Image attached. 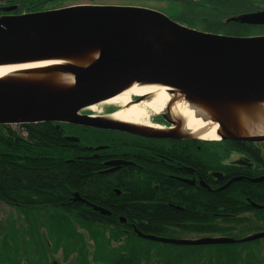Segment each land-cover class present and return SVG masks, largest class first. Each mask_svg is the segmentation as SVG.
<instances>
[{"label":"trees","instance_id":"1","mask_svg":"<svg viewBox=\"0 0 264 264\" xmlns=\"http://www.w3.org/2000/svg\"><path fill=\"white\" fill-rule=\"evenodd\" d=\"M48 1L0 0V14L46 10ZM241 3L243 1L239 3L240 10L245 9ZM187 8L188 6L185 7ZM185 9L175 14L176 21L201 30L196 28L193 19L185 15ZM263 10L240 13L236 18L215 15L201 31L241 37L255 36L256 33L263 35L264 26H252L255 24L244 21V16ZM192 15L195 13L192 12ZM20 126L23 128L22 132H15L7 124H0V198L15 205L16 209L26 215L19 218L25 224L18 225L22 229L27 225L29 230H18L16 219L5 224L0 221V264H41V248L40 251H35L33 247L31 251L28 249L31 247L30 240H27L30 232L36 230L39 233L43 226L37 222L39 216L32 215L27 210L36 209L35 204H16L20 202L16 200L24 199L28 191L43 197L47 196L45 192L59 193V208L62 214H58V218L54 217L53 222L48 218L47 227L57 225L59 219V223L63 225L60 233L68 239L76 235L74 223L90 230L92 234H96L99 228L110 230L113 234L114 239L106 240L102 233L106 248L104 247L102 254L94 255L93 258L87 249L84 235L77 246L70 240L71 247H65L66 256L69 257L78 251L80 255L77 259L75 257V264H78V261L81 264H264V237L233 244L178 245L145 239L135 232L136 227L146 234L159 236H173L180 231L229 233L228 229L221 227L217 222H245L250 218L240 217L249 213L260 221L258 229L264 231V210L251 204L264 203V181L240 179L215 191L204 186L181 183L171 176L179 173L176 167L171 166L175 162L168 160L163 154L164 151L155 150L151 146L174 148V154H169V158L179 162L183 159V151H187L186 147L182 146L181 152L180 149L177 152L179 143L175 142V139L135 135L144 140L142 148L149 152L138 158L143 166L142 170H138L143 178L141 183L135 169L117 175L102 172L99 168L102 159L96 153L102 152L104 148L89 147L90 144H99L102 138V132L99 130L68 122H36ZM120 131L123 135L116 133V138L121 145L135 143L128 137V132L124 134L123 130ZM69 137H78L79 141ZM203 143H206L202 151L205 152L207 160L196 164L194 154L200 152L198 145L202 143L191 139L192 163L197 174L204 176L214 188L221 187L234 174L233 172L226 175L224 181L217 183L213 179V172L222 170L223 166L220 157H216L220 156V153L226 155L231 150L251 154L250 150L254 147L250 142L240 140ZM153 149L160 153L154 152ZM255 153L256 159H259V153ZM163 161L169 162L170 165ZM197 174H192V177H198ZM114 177L116 179L112 180ZM137 177L138 179H134ZM124 178L134 179L133 185L124 183ZM75 192L89 202L109 208L112 214H103L92 205L75 200ZM105 199L107 201H104ZM37 213L40 214L39 209ZM121 217H126L127 222L121 221ZM118 227L125 230L122 233L127 237V241L111 247L110 240L115 241L118 238V233L112 228ZM96 237L98 236L94 237L97 240Z\"/></svg>","mask_w":264,"mask_h":264},{"label":"water","instance_id":"2","mask_svg":"<svg viewBox=\"0 0 264 264\" xmlns=\"http://www.w3.org/2000/svg\"><path fill=\"white\" fill-rule=\"evenodd\" d=\"M128 18L161 23L179 42L153 45L127 25ZM244 21L264 24V10L244 16ZM72 39L90 42L100 50L99 58L76 76L78 90L59 101H43L0 88V124L68 122L127 130L99 121L82 111L103 101L128 77L217 95L264 94V34L241 37L201 31L160 10L129 4H80L21 14H0V61ZM69 139L79 141L78 137ZM222 139L264 142V136L238 137L230 133ZM216 175L223 176L221 173ZM238 179L241 177L232 178L225 186ZM252 181H264V177ZM74 195L87 202L78 192ZM252 205L262 207L255 202ZM93 206L103 214H111L102 207ZM135 232L145 239L178 245L233 244L264 237V231L239 239L228 236L173 238L146 234L138 228ZM51 264L60 263L55 260Z\"/></svg>","mask_w":264,"mask_h":264},{"label":"bare ground","instance_id":"3","mask_svg":"<svg viewBox=\"0 0 264 264\" xmlns=\"http://www.w3.org/2000/svg\"><path fill=\"white\" fill-rule=\"evenodd\" d=\"M126 23L153 45L179 42L154 20L128 18ZM99 56L97 46L80 39L12 55L0 61V88L38 100L59 101L78 90L76 76ZM107 107L115 109L101 114ZM85 110L99 121L134 134H174L206 141H220L229 133L264 136V94L225 96L128 77L107 98Z\"/></svg>","mask_w":264,"mask_h":264},{"label":"flooded vegetation","instance_id":"4","mask_svg":"<svg viewBox=\"0 0 264 264\" xmlns=\"http://www.w3.org/2000/svg\"><path fill=\"white\" fill-rule=\"evenodd\" d=\"M63 0H49L47 2L46 5H52V4H57L58 2H61ZM155 2L158 3H169L171 7L174 8H184L185 5L191 4V3H199L200 7L202 9H206L207 13H210V15H224V18H236L239 16L240 13H244V12H251L254 11L256 9H264L261 8L262 6H260V2H263V0H154ZM243 1V3H241L242 6L246 7L245 9H241L240 10V5L239 3ZM128 4V3H126ZM45 5V6H46ZM129 5H142L147 7L146 5L143 4H131L129 3ZM222 10V11H221ZM175 19V18H173ZM205 19H207V16H205ZM176 20V19H175ZM252 26H257V27H262L264 26V24H255ZM264 33V32H263ZM261 33V34H263ZM254 35H259L258 33L254 34ZM113 109L115 108H111V109H107V111L104 112V114L110 113ZM86 111V110H85ZM83 114H89V115H94L92 112H82ZM161 119V118H160ZM161 121L163 123H168L167 121L161 119ZM19 126V125H17ZM83 126H87L86 128H91V129H96L99 130L100 135L102 138H100L99 140V144H97V146H93L90 144L89 147H97V148H104V150L102 152L96 153V155H98V157H100L102 159V162H100L99 168H101L102 172H104L105 174H118V173H122L124 171L127 170H131V169H135V173L139 174V181L142 183L143 182V178L140 176L141 174L138 172V170H142L143 166L141 165V162L138 158L144 157V155L148 154L149 152L145 151L142 147L143 146V141L144 140H140L141 137L139 138L138 136H142L139 134H134L131 133L127 130H123L126 134L128 132V137L131 139L132 142H135L134 144H130V145H121V143L117 140L116 135L119 133L121 136L123 135L120 130L121 129H103V128H96V127H92V126H88V125H83ZM118 130V131H117ZM15 132H19L20 130L16 129L14 130ZM117 133V134H116ZM138 135V136H135ZM142 137H146V136H142ZM104 138V139H103ZM172 139H175V142L179 143V147L177 146V152H181V148L182 146H185L187 151H183L182 153V161H175L173 159L169 158V154H174V148L168 147L165 149H162L159 145H155V146H151L153 147L155 150H162L164 151V156H166L168 158V160L175 162L174 164H171V166H173L174 168L176 167L179 173H174L171 174V176L177 180H179L181 183L184 184H188V185H194V186H204V187H208L211 190H216V189H223L225 188L226 184L229 182V180H231L234 177H241L242 179L248 178V179H255V178H259V177H264V142H254L250 143L253 144L254 147H252V149L250 150L251 154H246L245 151H238V150H231L229 153L232 152H237L242 154L243 157H245L248 161L247 162H231V163H224V153H220V156L218 155L216 158L220 157V162L221 165L223 166V169L220 171H214V180L218 183V182H222L226 179V175L231 174L234 172L233 176L231 178H229L223 185H221V187L219 188H214L210 182L207 181V179H204V176L202 177L200 174H197V170L196 168L193 166V159H192V149H191V138H186V137H182L179 135H176L174 137H171ZM100 141L104 142L101 143ZM223 141H230V140H223ZM221 141V142H223ZM197 142V141H196ZM202 144L198 145L200 152L197 154H194V163L198 164V163H203L206 162L207 157L204 151H202V147H204V145H206V143H203L205 141H200ZM210 143H215V142H210ZM89 145V144H88ZM133 145V146H132ZM175 148V149H176ZM153 149V150H154ZM156 153H160L159 151H155ZM176 152V153H177ZM255 152H257V154L259 153V159H256L255 156ZM249 153V152H248ZM150 155V154H149ZM152 155V154H151ZM124 161L123 163H118V161ZM165 162V164H169V162L167 161H163ZM197 167V166H196ZM241 169V170H239ZM197 174L198 177L194 176L192 177V174ZM217 173H221L223 174L222 177L217 176ZM206 176V175H205ZM134 178V179H138ZM116 177H114L115 180ZM134 179L132 178H124V183L125 182H129L133 185L134 183ZM240 180V179H238ZM111 181V180H110ZM252 181V180H251ZM156 187V185H155ZM118 192V191H117ZM119 193V192H118ZM45 195H47L46 197L43 196H37L35 194H32V192H26L24 199H17L16 204L20 203V204H27V203H32L35 204L36 209H27L32 215H37L39 216L37 222L39 223V225H43L40 229H39V233L36 232V230L33 231V236L31 237L30 240L33 241V247L36 250H39V248H41V252L43 253L42 257H41V264H51L53 261H58L57 259H53L52 257H49L50 260L47 261V250L49 248L48 244H47V239L42 235V231L41 230H46L47 228V223H48V218H50L53 222V218L58 216V214H62L60 211L61 208H59L60 206V196L58 192L55 193H51V192H45ZM75 194V193H74ZM75 196V195H74ZM81 196V195H80ZM82 199L85 200V198H83L81 196ZM75 200L80 201L82 203H84L85 201H81L80 199H77L75 197ZM87 200V199H86ZM104 201H107L106 199ZM89 200H87L86 203H88ZM253 202H251L252 204ZM256 203V202H255ZM4 204L6 206H8L13 213H11L10 215H13L14 218H20V217H24L26 216L23 212H21L20 210L15 208V205H11L8 204L6 202H4V200H2L0 198V210H5L3 209ZM88 204L90 205H96L95 203L89 202ZM261 207V210H264V203H258ZM99 206V205H96ZM94 207V206H93ZM102 207L105 210H108L111 212L112 211L109 208L103 207V206H99ZM255 207V206H254ZM259 208L260 207H256ZM40 211V214L37 213V211ZM110 214V215H111ZM41 216V217H40ZM126 218V217H125ZM43 221V222H42ZM125 223L127 222L124 221ZM53 226V225H52ZM50 244V243H49Z\"/></svg>","mask_w":264,"mask_h":264},{"label":"rangeland","instance_id":"5","mask_svg":"<svg viewBox=\"0 0 264 264\" xmlns=\"http://www.w3.org/2000/svg\"><path fill=\"white\" fill-rule=\"evenodd\" d=\"M126 3H131V4H143L146 5L147 7L150 8H154L157 10H160L164 13H166L168 16L175 18V14H179L181 11L183 12L185 7L188 6L187 11H185V15L188 16V18L193 19L194 24L196 26V28L204 30L203 26L210 21V19L215 16L210 15V13H207L206 9H202L200 7L199 3H191L188 5H185V7L183 8H174L171 7L169 3H158L155 2L154 0H63L61 2H58L57 4H48L45 6L46 10L49 9H54V8H61V7H67V6H72V5H80V4H126ZM260 6L264 5V0L263 2H260L259 4ZM264 6H262L261 8H263ZM192 10V11H191ZM262 10V9H260ZM222 11V10H221ZM192 12L195 13V15H192ZM191 14V15H188ZM198 18V20L195 17ZM205 16H207V19H205ZM196 19V20H195ZM207 31H214L212 29H206ZM112 107H107V108H103L101 109V114H104L105 111H107V109H111ZM115 108V107H113ZM87 112H89L88 110H86ZM85 110H83L82 112H86ZM100 114V113H98ZM19 124H9L7 125L9 128H11L12 130H20L19 132H22L23 128L19 125ZM22 129V130H21ZM194 140H198V139H194ZM200 141V140H199ZM222 140H220L221 142ZM205 142H217V141H205ZM224 163H231V162H247L248 160L242 156V154L237 153V152H232V153H227L224 156ZM3 209L5 210H0V221L3 222L4 224L8 222H12L15 219L18 220L17 224V229L20 230L22 229V227L20 228L18 223L20 225H24L25 222H22L19 218H14L13 215H10L11 213H13L11 210H9L10 208L8 206H6L4 204ZM249 217L250 219L245 220V222H241V221H235V222H224V221H218L217 224H221V227L228 229L230 232L226 233H197V232H185V231H180V232H176L177 234L171 236L169 235H165L166 237H173V238H188V239H196V238H201V237H218V236H230L233 238H243L247 235L259 232L260 230L258 229V225H260V221H258V219L253 215V214H244L242 215L240 218L242 217ZM58 218V217H57ZM59 219H57L56 224L57 225H53L52 227H47L46 230H41L42 231V235L47 239V244L49 246L48 250H47V261L50 260L49 257H52L53 259H57L61 264H75L74 260L75 257L77 259V256L80 255V253L78 251H75L72 255H70L69 257L66 256V248L68 249L69 247H71L69 245V241L71 240V242H73L76 246L78 244H80V238L83 237L84 235V240L87 246V249L89 250V253L91 255V257L93 258L94 255L97 254H102L104 251V247L105 246V242H103L104 238L102 233L106 236V240L108 239H114L113 234L110 233V230H105V229H100L98 230V232L96 234H92V232L88 229H84L79 227V225L77 223L76 224V235L73 236L72 239H68L67 236L63 235L60 233V230H63V225L59 223ZM26 228V229H25ZM23 227L22 230H29V228L27 227ZM112 230H115L118 233V238L115 241L110 240V246L113 247L115 244H124V242L127 241V237L122 233L125 230L121 227L118 228H112ZM34 231V230H33ZM32 231V232H33ZM30 232V237H28L27 240H30L31 237L33 236V233ZM91 232V233H90ZM128 232V231H127ZM22 233V232H21ZM101 233V234H100ZM94 235V236H92ZM95 236H98L97 240L94 238ZM99 240V242H98ZM50 243V244H49ZM107 243V242H106ZM30 244H33V241L30 240ZM34 245V244H33ZM33 245H30L31 247H29L28 249H30L31 251L33 249ZM66 247V248H65ZM108 247V245H107ZM31 253V252H30ZM49 256V257H48ZM25 258V257H24ZM25 261V260H24ZM25 264H27L26 262H24ZM78 264H81L80 261H78Z\"/></svg>","mask_w":264,"mask_h":264}]
</instances>
